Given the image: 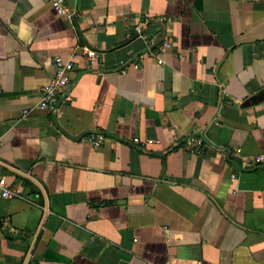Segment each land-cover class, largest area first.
<instances>
[{
	"label": "crops",
	"instance_id": "obj_1",
	"mask_svg": "<svg viewBox=\"0 0 264 264\" xmlns=\"http://www.w3.org/2000/svg\"><path fill=\"white\" fill-rule=\"evenodd\" d=\"M67 1L0 0V264H264V0Z\"/></svg>",
	"mask_w": 264,
	"mask_h": 264
},
{
	"label": "built area",
	"instance_id": "obj_2",
	"mask_svg": "<svg viewBox=\"0 0 264 264\" xmlns=\"http://www.w3.org/2000/svg\"><path fill=\"white\" fill-rule=\"evenodd\" d=\"M53 8L59 15L71 17L73 11L67 0H50ZM167 17L165 16H153L151 14L145 15V20L143 23L138 24L135 29L137 32L142 33L144 25L151 24L153 22H165ZM171 46L170 41L166 40L160 47V52H165L167 48ZM84 54L88 57L89 60L95 62L99 58V53L95 50L85 48ZM146 54H142L140 59L143 60ZM124 63V60L121 61ZM135 68L140 67L139 62H134L132 64ZM56 74L50 83L43 89L42 96L37 103V106L41 109L51 108L58 97L63 91H65L71 83L72 75L75 69V64L72 60H66L63 57H57L55 59ZM126 73L124 69L122 71ZM66 100H71V94L68 93L65 97ZM30 110H25V114H28ZM89 141L96 147L99 148L105 141V136L102 133H91L89 136ZM135 142H140L139 138H135ZM154 142H159L158 140L148 139L143 142V144H152ZM203 145V140L200 137L192 136L187 140V146L191 149L192 152H198ZM257 163L264 162V154H261L255 158ZM20 193L12 189L6 182H0V197L3 198H15L20 197Z\"/></svg>",
	"mask_w": 264,
	"mask_h": 264
},
{
	"label": "water",
	"instance_id": "obj_3",
	"mask_svg": "<svg viewBox=\"0 0 264 264\" xmlns=\"http://www.w3.org/2000/svg\"><path fill=\"white\" fill-rule=\"evenodd\" d=\"M264 94V92H262L260 95H263Z\"/></svg>",
	"mask_w": 264,
	"mask_h": 264
}]
</instances>
